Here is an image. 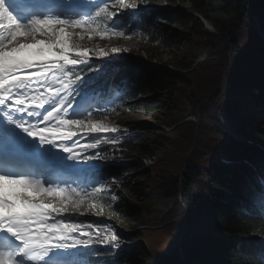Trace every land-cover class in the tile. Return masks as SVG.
Here are the masks:
<instances>
[{
	"label": "trees",
	"instance_id": "1",
	"mask_svg": "<svg viewBox=\"0 0 264 264\" xmlns=\"http://www.w3.org/2000/svg\"><path fill=\"white\" fill-rule=\"evenodd\" d=\"M235 1L239 4L241 15L231 25H218L214 33H206L203 20L195 14L187 18L179 13L172 18V22L184 25L191 19L193 25L187 34L170 29L158 18L156 11L124 18L129 28L142 32L145 42L163 40L171 43L174 38L183 40L187 46L186 55L174 62L179 72L168 68L138 70L127 64L115 68L104 62L103 67L108 68V73L100 77L97 74L101 67L98 62L76 66L77 71H86V65L96 69L89 73L95 79L86 88L88 90L96 88L105 77L115 76L116 83L125 93L127 105L134 103V108L143 107L147 111L163 105V122L168 126L182 121L190 105L198 106L200 116L199 123L183 122L176 127L174 136L163 137L160 142L152 141L162 145L155 169H146L138 159V156L154 150L146 134L134 130L96 134L76 127L78 133L85 137L86 145L100 140L96 148L87 147V154L95 157L99 152L101 154L93 160L107 163L102 175L103 188L95 194L103 206L112 208L136 224L146 221L145 215L153 208L151 201L113 202L117 184H121L128 194L136 198L155 194L177 197L174 208L163 215L162 220H167L173 212L187 209L184 224L177 222L166 227L171 234L181 233L183 255L179 245L168 252L151 253L142 243L133 244L124 251L94 243L80 252L78 260L81 263L264 264V209L260 207L259 200L253 205L254 194L262 183L259 171L264 172V148L246 145L234 138H218L209 130L208 116L221 129L220 112L224 107L238 116L236 128L239 132L246 133L249 128L251 136L264 146V110L261 111L262 118L250 116L248 112L250 99L256 107L264 108L263 100L256 96L264 94V37L257 25V20L264 22V0ZM206 2L194 0V8L209 19ZM112 19L113 16L102 18L107 23ZM200 44L209 49V54L197 62L200 53L196 52V47ZM113 48L121 51L114 53ZM103 50L107 55L100 56L99 50L92 52L96 58L118 60L134 54V49L123 44ZM253 120L258 123H253ZM220 150L247 161L242 160L238 165L224 163L213 155ZM175 167L179 168V175L174 172ZM134 174L150 178L146 188L140 186ZM71 217L65 222L77 223L85 228L104 222L81 215ZM97 238L92 237L93 240ZM130 238L137 240V236Z\"/></svg>",
	"mask_w": 264,
	"mask_h": 264
},
{
	"label": "snow or ice",
	"instance_id": "2",
	"mask_svg": "<svg viewBox=\"0 0 264 264\" xmlns=\"http://www.w3.org/2000/svg\"><path fill=\"white\" fill-rule=\"evenodd\" d=\"M99 3L104 6L97 8L95 16L61 19L59 16L29 17L23 0H16L15 10L10 8L7 0H0V115L10 128L14 126L19 129L33 142L21 141L14 132L6 130L3 139H0V157L6 167L23 164L33 156V149H45L46 146L67 153L64 156L67 161L97 158L81 156L80 152L86 150L84 147L74 151L78 141L68 147L66 141L71 140L75 133L69 131L60 134L59 129L76 126L88 132L110 130L102 122L93 123L92 113H89L87 123L82 119L65 118L77 115L83 104L85 89L95 79L89 73L96 71L87 65L86 71L76 70V66L84 62L88 50L76 51L72 55V50L80 46L77 43L70 44L69 40L80 34L69 32L66 28L88 25L89 32L98 31L102 37L105 36L107 29L100 31L91 25L99 18L109 19L117 13H109L108 4L104 0H99ZM116 6L119 9H138V0H116ZM36 34L46 36L47 41L13 44L19 35L34 38ZM123 34L116 33L121 36ZM8 45H13L10 52L4 50ZM119 51L121 49H112L114 53ZM99 55L105 56L107 52L100 49ZM45 105L51 106L52 110L48 111ZM39 109H44L47 114L44 115ZM25 116H42L43 122L56 120L57 124L51 129L47 124L40 127V123H32ZM58 134L59 142L55 139ZM99 143L100 140H96L87 147L96 148ZM261 176L264 177V172ZM6 185H18L22 190L11 193L6 191ZM100 191V188H92L94 194ZM82 192L87 195L86 190L67 182L65 186H54V182L45 179L44 173L39 170L34 174H25L0 169V233L5 234L13 245L0 247V264H39L56 248L88 247L94 243L111 245L115 236L93 240L90 231L83 230V225L65 222L72 219L62 215L70 211L69 205L71 210H77L85 203ZM257 200L264 209V182L260 183L259 190L254 194V206ZM115 264H119V261H115Z\"/></svg>",
	"mask_w": 264,
	"mask_h": 264
},
{
	"label": "rangeland",
	"instance_id": "3",
	"mask_svg": "<svg viewBox=\"0 0 264 264\" xmlns=\"http://www.w3.org/2000/svg\"><path fill=\"white\" fill-rule=\"evenodd\" d=\"M196 1H203V0H196ZM209 19L204 20V31L206 33H214L216 27L218 25H231V22L234 21L241 15V11L239 10V4L235 0H206ZM127 2V0H126ZM112 7L115 8L117 16L115 17L116 21L114 23V27L104 28L107 29L106 35L101 36L98 31L89 32L88 25H84L81 27H67L66 30H70L72 33H78L80 35H74L70 40L69 43H77L79 44V48L81 50H85L90 47L94 48H103L109 45H114L117 43H123L129 47L134 49V54L127 60L123 61L125 64L133 65L134 68L138 70H144L145 68H152V69H167L168 70H175L177 71V67L174 65V62L181 60L186 54L187 46L183 40L173 39L171 43H166L163 40H160L155 43H142L139 39V33L131 32L129 33L126 31V28L123 26L120 17L128 16L129 14H136L141 10L148 8L150 3L147 0H138V9H131V8H124L119 9L116 6V0L112 2ZM110 5V6H111ZM159 9H156L158 18L162 19V21L168 25V27L174 31H178L179 33H189L191 26L193 23L191 19H188V24L184 25L181 22H172V18L176 17L177 14L182 13L185 14L188 18L189 15L195 13L199 14L194 8V0H157V4L155 5ZM154 7V6H153ZM170 8V9H168ZM206 22V23H205ZM262 25L260 26L264 30V22H261ZM97 21L91 25L93 29H97ZM56 27H63V26H56ZM112 33H110L111 31ZM117 32H123L124 34L116 35ZM81 35L83 38H81ZM133 35V36H132ZM25 36V35H24ZM22 36L17 37L16 43H27L29 41H36V40H45L47 41V37L41 34H36L35 37L30 36ZM42 36V37H41ZM133 37V38H132ZM32 39V40H31ZM33 42V43H34ZM13 46V45H12ZM8 47L5 51H11V47ZM196 52L203 55L204 53L208 52V48L205 45H198L196 47ZM101 61V60H100ZM122 62H115V64L121 65ZM142 63V64H138ZM179 72V70H178ZM135 80V79H134ZM163 93H157L156 95H162ZM166 95V94H165ZM155 96V95H152ZM264 102V96L261 97ZM86 104H89L87 102ZM116 101H110L105 108L112 109L116 106ZM88 106V105H87ZM87 106L80 107L78 109L77 115L83 118H89V113H92L91 120L93 123L102 122L107 125L110 129L107 132H118L120 128H126L129 130H136L140 131L141 133L146 134L147 138L149 139V143H153L152 141L160 142L165 135H172V129L168 130L162 126L163 118H164V106L158 105L154 110L147 111L143 107H130V109L124 108L119 113L97 117L95 113L98 111L97 108H87ZM136 106V105H134ZM254 107L256 110H253ZM248 110L250 115L255 117H261V111L264 110L262 106H255L252 100L249 101ZM188 118L193 117V115L187 116ZM210 120V133L215 137H220L224 139L230 138L228 133L222 131L217 124L209 117ZM249 119V117H248ZM222 120L225 123V128L230 126L231 124H237L239 122V118L237 115L233 114H222ZM254 123L257 124L258 122L254 120ZM111 129H115L112 131ZM250 130L247 128V131ZM249 132V131H248ZM60 134H64V132L59 129ZM60 138V135H57ZM80 137L77 135H73L70 143H76L77 151H80L82 144L80 143ZM159 144V143H158ZM156 147V158H160V154L158 152V147L156 144L153 143V147ZM152 160L147 159L146 165L149 167L150 165L156 163L157 159ZM77 164V161L75 162ZM81 167V165H80ZM174 172L176 175H179V168H175ZM135 175V179L138 180V183L141 187L146 188L147 184L150 182L149 177H141L137 174ZM261 176V173H260ZM262 181L264 182V177H262ZM73 185V183L71 184ZM12 188L7 189L8 192L14 193L17 191H21L22 188L18 185ZM16 187H20L19 190H16ZM149 194V192H148ZM84 196L85 203L81 205V207L77 210H71V205H69L70 211L67 213H63V216H68L71 214H75L77 212H84L89 215L98 216L101 212L103 214H107L106 222L107 225L105 226L104 230L107 231L111 236H115L116 239L112 241L116 245H120L121 248L126 246L130 241L128 235L131 232H136L137 225L135 224L134 220L125 219L123 217H118L115 213H112L111 209L106 206H101L98 203L91 201V199L82 193ZM139 199H143L144 201H151L153 203V208L151 212H148L145 216H147L150 222L148 224L153 225L152 231H144L142 234L150 237H154L153 243L157 248L160 249H170L178 242L177 236H170L165 230L157 227L159 224L157 223L160 221V216L164 213L168 212L177 201V198L174 196L165 197L158 194L153 195V197L149 196H142ZM122 200L130 201L132 198L129 196L127 192L124 191V188L121 185H118L117 191L115 194V202H121ZM91 205V206H90ZM120 225H124L126 230L120 227ZM152 241V240H151ZM111 243V244H112ZM198 264V263H194Z\"/></svg>",
	"mask_w": 264,
	"mask_h": 264
},
{
	"label": "bare ground",
	"instance_id": "4",
	"mask_svg": "<svg viewBox=\"0 0 264 264\" xmlns=\"http://www.w3.org/2000/svg\"><path fill=\"white\" fill-rule=\"evenodd\" d=\"M114 9H115V8H114ZM41 37H42V36H41ZM31 40H32V39H31ZM33 42H34V41H33ZM112 97H113V96H112ZM47 107H51V106L46 105V108H47ZM51 108H52V107H51ZM45 113H47V112H45ZM68 147H69V146H68ZM239 161L241 162L242 160H239ZM18 188H19V187H16V190H18ZM7 189H9V188H6V191H7Z\"/></svg>",
	"mask_w": 264,
	"mask_h": 264
}]
</instances>
